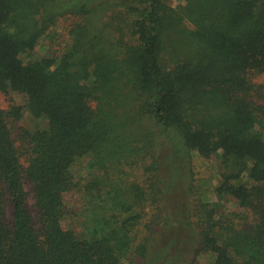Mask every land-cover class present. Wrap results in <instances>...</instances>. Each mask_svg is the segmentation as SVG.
Segmentation results:
<instances>
[{"label":"trees","instance_id":"obj_1","mask_svg":"<svg viewBox=\"0 0 264 264\" xmlns=\"http://www.w3.org/2000/svg\"><path fill=\"white\" fill-rule=\"evenodd\" d=\"M262 75L264 0H0V264H264Z\"/></svg>","mask_w":264,"mask_h":264},{"label":"rangeland","instance_id":"obj_2","mask_svg":"<svg viewBox=\"0 0 264 264\" xmlns=\"http://www.w3.org/2000/svg\"><path fill=\"white\" fill-rule=\"evenodd\" d=\"M172 3L173 4H176L177 3V0H172ZM43 48L42 47H38L37 49V53L38 54H43ZM259 80H264V75L262 76H259ZM15 99L17 102L19 103H23V100L22 98L20 97V95H15ZM9 103L8 101V98L5 94H3L2 92H0V106L1 107H5L7 106ZM194 157H193V172H194V175H193V178L195 179V182L196 184L198 185V187H200V189L202 190V187L201 185H211L213 184L214 182V179H212V175L214 173V162L212 160H203L201 158H199L197 156V154H193ZM73 170L75 172H77V175H79V169L77 166L73 167ZM203 189H206L205 187H203ZM70 195V194H69ZM76 196H78L77 194H75ZM209 196V199H213L215 196L213 194H208ZM206 197V195H205ZM228 206H233L234 204H232L231 202H229L227 204ZM209 261V256L206 257V256H201L200 257V261L199 263H207Z\"/></svg>","mask_w":264,"mask_h":264}]
</instances>
